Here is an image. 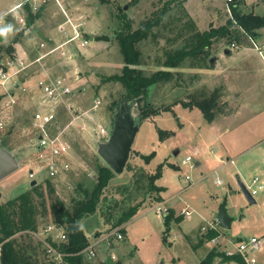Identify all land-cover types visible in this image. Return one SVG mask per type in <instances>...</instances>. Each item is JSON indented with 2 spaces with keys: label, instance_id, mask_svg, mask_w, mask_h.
Here are the masks:
<instances>
[{
  "label": "rangeland",
  "instance_id": "1",
  "mask_svg": "<svg viewBox=\"0 0 264 264\" xmlns=\"http://www.w3.org/2000/svg\"><path fill=\"white\" fill-rule=\"evenodd\" d=\"M16 1L18 2L17 5L15 4L16 7L11 8L12 13L25 20V24L19 27L12 24L10 32L0 33L2 37L0 47L3 49L0 58L4 56V52L6 53L7 45L13 44L14 38L21 30L23 34L18 37L14 45L19 48L20 44L29 59H32L38 51L43 52V49L38 47L41 41L46 40V36H41L39 32L41 29L55 27L59 19L60 5L74 10L72 12L75 14L78 8L81 28H86L88 31L83 33V38L88 39L90 35L98 43L103 40H97L98 37L106 36L108 40L110 39L106 47L104 45L96 47V53L90 46L97 45L94 41L79 49L72 46L77 60L69 64V67H66L61 60L58 61L55 57L58 54H55L44 62H42L43 58L39 62L35 61L26 69L34 72L41 70L42 66L47 67L55 77L65 74L66 68H72L74 71L77 68L82 72L79 77L74 71L69 72L67 79L76 82L77 87L74 88V94L68 102L58 106L59 129L66 126L64 136L70 144L71 171L57 180H48L43 173L35 176V184L40 185V190L44 193L47 212L37 217L38 226L32 234L24 231L12 236L20 256L27 252L36 254L33 258L38 264L39 258L45 255L35 234H40L46 225L54 222L49 210L47 181L53 184L54 195L70 206L72 198L79 194L77 184L80 183L82 188L87 187L95 180V163L105 164L98 155L97 149L98 144L106 141L108 137L100 138L97 132L99 127L110 132L123 92L118 81H105L106 76L121 73L124 65L117 42L113 41L115 30L121 24L118 14L124 12L130 19L132 28H136L153 13L162 8L166 9L163 21L156 27L157 38H148L138 44L141 64L136 68L149 75L162 68L157 66L156 56L163 49L177 47L183 41L182 38H176L175 25L179 24L177 20L184 21L187 17L180 12L178 3L182 1L186 12L190 10L187 13L191 15L192 22L199 31L224 24L230 13L227 12L226 0H8V4ZM26 2L29 3L32 13L39 11V16L33 22L34 29L25 27ZM240 8L244 11L254 9V13L262 15L264 0H244ZM7 17L11 18L9 14ZM162 23L166 25L165 28L162 27ZM67 36L70 37L65 34V39ZM247 42L243 44H250ZM217 43L224 46L230 44L222 38L215 40L210 47L209 57L221 52V60H218L221 67L234 65L240 70L246 69L243 74L237 71L238 75H243L241 78L237 77L238 86H243L242 81L259 79L257 85L260 93L253 85L248 84L242 87L244 91L236 95L237 100L233 102L231 98L233 94L227 90L231 80L223 79V74L217 68L210 69L208 58L192 65L190 62L193 60L186 59L182 67L173 70L174 77L170 82L151 90L150 101L159 109V113L141 119L125 168L120 174L114 173L106 189L107 198L109 195L112 196L114 189L117 191L120 189L123 195L119 196V199L124 197L125 203L130 205L139 203L145 193L144 186L140 187V185L147 184L146 178L140 177L141 170L150 173L161 167V175L156 181L157 185L166 187L160 193L161 197L163 196L167 204L176 212L179 213L182 207L187 206L193 210V213L189 217L179 215L180 220L172 216L166 225L167 214L157 213L155 205L158 202L155 203L150 198L151 192L146 193L142 205L125 224V235H122V239H118L117 233L120 232L116 231L114 234V230H107L109 226L102 219L103 211L99 213L98 210L97 214L86 216L81 221L90 240H98L101 234L104 235V241L97 244L98 251L94 249V256L88 258V254L83 251L87 259L93 257L91 261H87L91 262L90 264H115L117 261L120 264H199L211 248H216L218 251L222 249L218 246L213 247L207 239H203V242L206 240L205 244L198 248H193V245L199 243L200 233H203L201 227L205 223L201 221H212L224 199H226L227 213L233 217V220L229 229L219 227L218 242L224 246L227 237L236 244L241 235L246 236L242 239L255 235L261 241L260 249L250 253L249 256L253 264H264V189L253 196L255 202L251 203L237 187L240 179L247 188H254L251 183L253 167L250 165L254 162V158L264 164V63L257 56L258 51L252 52L250 58L241 59L248 56L247 54L241 57L242 49L233 50L231 55H225L222 45H215ZM63 48L66 50V47ZM217 48L219 51L216 52ZM230 48L233 47L230 45ZM262 50L264 56V47ZM248 67L253 71L256 69L260 76ZM2 95L0 92V97ZM96 96L100 98L101 104L95 111H91L92 101ZM211 97L216 100L213 108L216 114L231 113L232 103L238 107L241 101L240 106L243 107L237 119L220 117L209 121L197 107L184 105L197 100H208ZM30 98L35 101L32 91ZM177 100L180 102L175 103ZM125 105L129 107L132 116L138 115L139 106L133 102ZM166 106L167 108L163 109ZM34 109V106L30 107V100L27 98H22L19 104L11 107L0 101V144L16 157L19 166L14 173L0 181V202H5L32 187L28 171L34 151L29 147L30 114ZM160 131L168 132L169 136L160 139ZM241 150H245L247 160L237 157L243 152ZM149 154H152V157L145 162L141 156ZM187 155L192 159L190 164L181 165V159ZM220 155L223 159L226 155L233 158L236 165L223 164ZM239 167H242L240 173L237 172ZM186 175L192 182L185 178ZM262 181L264 183V174ZM127 184H129L128 189L132 190L126 192L124 185ZM128 196L133 197L132 200H129ZM101 204L102 202L100 206ZM107 239L110 247L105 244V241L108 243ZM28 246L32 249L28 248L27 251L25 247ZM214 262L230 264L220 257L215 258Z\"/></svg>",
  "mask_w": 264,
  "mask_h": 264
},
{
  "label": "trees",
  "instance_id": "2",
  "mask_svg": "<svg viewBox=\"0 0 264 264\" xmlns=\"http://www.w3.org/2000/svg\"><path fill=\"white\" fill-rule=\"evenodd\" d=\"M243 2L244 0H232L229 2L230 16L226 22L204 31H199L195 28V24L184 9L182 1L178 3L180 12L187 17V20L184 21L177 20L178 25L174 24L176 27V38H182L183 41L177 47L163 49L156 56L157 66H162V68L149 75L136 68L141 64V52L138 44L148 38H157L156 27L163 21L166 9L162 8L158 12L153 13L151 17L141 22L136 28H132L131 21L124 12L118 14L121 24L115 30L113 41L117 42L124 65L121 73L105 77V81H118L123 88L118 104L133 102L139 106L137 118L140 121L145 116L157 114L159 109L155 108L151 103V94H149L148 98H146V94L150 93L154 87L170 82L174 77L173 70L182 67L186 59L193 60L192 62L194 63L190 62L192 65L195 62L209 58L211 45L220 38L230 43H242L247 39L256 38L259 35V30L264 28V14L258 15L253 11L246 12L242 10L240 5ZM24 7L27 12L26 25H30L39 16V11L32 13L31 7L27 2ZM162 27L165 28L166 25L162 23ZM22 34L23 31H19L13 43L18 41V37ZM107 38L106 36H101L96 39L108 41ZM2 50V47H0V53ZM5 51L8 54L13 52V44H8ZM176 102L180 101L177 100ZM215 104L216 100L213 97L208 100L202 99L193 103H184L185 106L197 107L209 121L215 116V111H213ZM118 106L120 105H117V109ZM166 108L167 106L163 109ZM159 134L160 139L169 136L166 131H160ZM141 157L147 162L152 157V154L142 155ZM95 171V180L88 184L87 187L82 188L80 183L77 184L79 189L77 192L79 194L72 198L73 201L70 206L66 205L60 197L54 195L55 189L51 182L47 181L46 183L50 199L49 210L53 221L63 226L66 234V239L58 244L59 249L64 253V264H88L84 255L85 252H83L89 245V238L81 225L84 217L97 214L98 210L99 213L103 211L101 213L102 219L109 226L107 230H115L124 234L125 224L134 216L138 207L142 205L143 199L146 198L145 195L151 192L150 198L155 203L162 199L160 193L164 190V187L156 184L161 175V167L150 173H145L147 171L141 170L140 177L147 180L146 185L144 183L140 185V187L144 186L145 193H143V198L139 203L131 205L125 203L124 197L119 199V196L123 195L120 189L118 191L114 189L112 196L106 197V189L110 180L114 177V172L106 164L96 162ZM128 186L129 184L124 185L126 192L127 190H132L131 188L128 189ZM106 198L108 201H106ZM127 198L132 200L133 197L128 196ZM103 202L106 204H103ZM46 212L44 193L40 190V185L37 184L5 202H0V264H37L32 253H22L23 255L20 256L19 251L15 248L12 236L17 232L24 231L32 234L38 226L37 217L44 215ZM172 216L173 212L169 210L165 216L166 225H168V221ZM175 219L180 220L179 217H175ZM215 235L217 233L211 230L205 233L203 237L210 240ZM203 237L199 243L193 245V248H198L202 244ZM28 248L32 249L29 246L25 247L27 251L29 250ZM217 257H220L223 261H228L231 258L225 256L224 253L216 248H211L199 264H215L214 259ZM237 260L239 259L237 258ZM46 263L49 264L48 262Z\"/></svg>",
  "mask_w": 264,
  "mask_h": 264
},
{
  "label": "built area",
  "instance_id": "3",
  "mask_svg": "<svg viewBox=\"0 0 264 264\" xmlns=\"http://www.w3.org/2000/svg\"><path fill=\"white\" fill-rule=\"evenodd\" d=\"M226 1L229 3L232 0ZM227 12L230 13L229 5L227 6ZM8 14L11 18L7 17ZM12 24L19 27L25 24V20L14 15L12 10L4 13L3 16H0V26L9 27L12 26ZM74 32V35L68 37L65 42L59 45H54L48 48L45 43L41 42L39 46L46 50L34 59H24L17 54H11L10 56H7L5 61H0V86L2 87V92L8 94V100L4 102L6 106L11 107L15 104L13 95H10V89H14V87L19 85L18 81L21 76L19 74L24 72L32 63L35 61L39 62V60L46 55L61 49L63 45L72 42L73 40L79 41L78 43L80 46H85L88 43V39L82 38L80 32L75 27ZM231 47L236 48L233 43L231 44ZM61 52L65 54L63 49ZM36 87L39 93H37L35 97V109L30 114L29 139V147L34 151L33 156L29 161L30 166L28 174L31 180H35V176L37 174L42 175V173L45 174L44 176L48 180H57L58 178L66 176V174L71 171L70 169L72 166L70 144L64 136L66 126L59 129L58 125L60 123L58 118V106L68 102L69 97L74 94L75 87L66 80L49 75L48 73H45L44 77L37 82ZM20 90L21 92H25L27 91V87L22 86L20 87ZM100 104V98L95 97L92 101L90 110L95 111ZM66 125L68 126V124ZM109 133L110 132L106 131L103 127H99L97 132L100 138L108 137ZM190 160L191 157L187 155L182 160V163L189 162ZM185 178L188 180L190 179L188 175H186ZM258 182L259 178L254 176L251 183L255 185V187L248 188L252 196L262 188V185ZM155 211L159 214H168L169 208L161 203H157L155 205ZM192 213L193 210L189 208H184L180 212L182 216L186 217H189ZM204 223L205 225L201 227L203 234L208 233L211 230L217 233V235L209 240L211 245L213 247H222L219 251L224 253L225 256L231 257L230 260L226 262H229L230 264H253L249 254L258 251L261 244V241L256 236L239 239L236 244L226 237V242L223 246L218 242L220 226L217 217L215 216L212 221H205ZM35 235L42 245L47 262L49 264H64V253L58 247V244L66 239L63 226L51 222L42 229L40 234ZM117 238L122 239V234L117 233ZM227 244H230V246ZM85 252L88 254V258L94 256V250L91 247H87ZM237 258L239 260H237Z\"/></svg>",
  "mask_w": 264,
  "mask_h": 264
},
{
  "label": "crops",
  "instance_id": "4",
  "mask_svg": "<svg viewBox=\"0 0 264 264\" xmlns=\"http://www.w3.org/2000/svg\"><path fill=\"white\" fill-rule=\"evenodd\" d=\"M17 3L18 2L16 1V2H14L12 4H10V3L8 4V0H0V14L9 12L11 10V8H14V6L16 7ZM256 6H258V5H256ZM72 11H74V10H71L70 8L68 9V8L60 5L59 6V10H58L59 19L57 20L55 27H51V28L49 27V29L48 28H45V29H41L40 30V32H39L40 35L41 36L42 35H45L46 36V40H43L41 42L45 43L48 48L49 47H52L54 45L62 44L63 42H65L68 39L67 38L68 36L65 39L64 35L65 34H68L70 36L73 35L74 34V27L77 28V30L80 32V34L82 35L81 36L82 38L84 37L83 33L88 32L86 30V28H81V24L82 23L81 22L79 23V19H78V16H79L78 8H76V11H75L76 14L74 12H72ZM250 11H253L254 12L255 10L252 9ZM187 12H190V10L188 9ZM246 12H249V11H246ZM189 14H191V13H189ZM224 14L226 15L227 13H224ZM189 16L191 17V15H189ZM193 21L195 22L194 19H193ZM34 24L31 23L30 25H25V27L28 26V28L30 27L31 29H34ZM4 28H6V26H0V30H2ZM1 39H2V37H0V40ZM248 40H249L248 42L246 40L244 42H247V43H250V44H243V42L242 43L233 42V44H235V46H236V48H234V49L233 48H230V45L232 44V42L230 44H228V45H225V46L222 45V44H220V43L219 44L217 43L215 45H222V48L224 49V52H225L224 54L225 55H231V53H232L233 50L239 51L240 49H242L243 50V53H242L243 56H241V57H244L247 54H248V56H246L244 58H241V59L250 58L252 56V55H250L252 52L258 51L257 56H259V58L264 63V56H263V50H262V48L264 47V28H262V29L259 30V35L256 38H254V39H248ZM91 41H94V40H93L92 36L89 35L88 43L86 45L90 44ZM78 42L79 41H76L75 40V41H72V42H69V43L63 45V47H66V50L62 47L61 49H59V50H57V51H55V52H53V53H51L49 55H46L42 59L43 60L42 62H44L49 57H52L55 54H58V56H55L57 58V60L58 61L61 60L64 64H66V67H69V64H71V63H73L74 61L77 60L76 57H75V55L73 54L74 52L72 50V46L77 47L79 49L81 46L79 45ZM103 42H105V43H103ZM108 42H110V40H108V41L107 40H102V41H100V43L94 41V43H96L97 45L94 44V45H90V46H91L92 49H94V51L96 53V50H97L96 47L103 46V45L106 47L107 46L106 44ZM13 45H14V43H13ZM13 48H15L14 51L12 52L13 54H16L17 53L18 56H20V57H22L24 59L25 58L27 59L28 54H27L26 51H24L22 49V47L20 46V44H19V48L16 45H14ZM38 48L40 49L41 47L39 46ZM41 49H43V52L42 51L41 52L38 51V53L35 55L36 57L38 56V54L40 55V54L44 53L45 50H46L45 48H41ZM62 49L65 51V54H63L61 52ZM227 50H228V52H226ZM215 51L216 52L219 51L218 48ZM3 55L4 56H2V58H0V61H5V59L7 58V56H10V53L8 54V53H5L4 52ZM35 56H33L32 59H34ZM221 56H222V53L221 52L218 53L217 55L216 54H213V55H211L208 58V62L211 65L210 66V69H216L217 68L223 74L222 75V76H224L223 79L225 78L226 80H231V82L229 83V87L227 86V84H226V86H227L228 92H231L233 94L231 96V98L233 99V102L237 100V96L236 95H239L242 91H244V88H242V87L243 86H247L248 84L249 85H253L255 87L256 91L258 93H260L259 86L257 85V82H259L258 81L259 79H256V81H253V80H245V81H242L241 84L243 86H240L239 87L238 84H237V81H236L237 80V77H240L241 78V76H243L242 75L243 72L246 71V69L240 70V69L236 68L234 65L233 66L227 65L226 67H221L220 66V63H218V60H221ZM211 57H214L215 58V60L212 61V62H210ZM40 63H41V61H40ZM245 66L247 67V65H245ZM40 69L41 70L34 71L35 73L33 71H30V69L24 71V73L20 76V79L18 81L19 85H17L16 87H14V89H10V95H13V97L15 99V104L14 105L19 104V102H20V100L22 98H27L28 100H30V107L35 105V101L31 100V98H30V92L32 91L34 93V96L36 97L37 93H39L38 89L36 90V83L41 78L44 77L45 73H48L49 75H52L51 72L47 69V67H43L42 66ZM75 69L76 70L74 71V70H72V68L71 69H67L66 68V70H65L66 73L65 74L63 73V75H60V76H57V77H60V78H62L64 80H66L73 87H77L76 82H73V80L67 79L68 78L67 75L69 74L70 71L71 72L74 71V73L77 74L78 77L81 75L82 72H80V70L77 69V68H75ZM248 69H250V68L248 67ZM221 70H223V71H221ZM237 71L242 72V74L238 75ZM251 71H253V69ZM253 72L255 74H258L259 75V73L256 71V69ZM22 86H26L27 87V91L21 92L20 87H22ZM0 92H1V94H3L2 97H0V101L4 103L6 100H8V94L3 93L2 90H0ZM70 97H69V99H70ZM96 97H98V96H96ZM176 103H178V102H176ZM240 103H241V101H240ZM240 103H239V106L238 107H235L233 105V103H232L233 111L231 113H227V114H224V113H222V114H216L217 113L216 112L214 118L224 117V118L237 119V115L241 113V108L243 107V106H240ZM193 107H195V106H193ZM241 151H243V152H241L240 154H238L237 157L240 158V159L242 158V160H245V159L247 160V157L244 154V151L245 150H241ZM220 158H221V162L223 164L230 163L232 165H236L235 160L233 158H229V156H227V155L224 156L225 159H223V156H221V155H220ZM183 159H181V161H180V164L181 165L190 164L189 162L192 160L191 159L189 162L182 163V160ZM253 161L254 162L250 165V166L253 167V169L251 170L252 171V175H253L252 178L254 176H257L259 178V182L258 183L262 185V188L259 189L258 191H261V190L264 189V183L262 181V175L264 174V164L257 162L255 160V158L253 159ZM241 171H242V167L237 168V172L238 173H240ZM238 180H240V179H238ZM188 181L190 182L191 179H189ZM251 182H252V180H251ZM164 188H166V187L164 186ZM238 189H239V187H238ZM253 199H254V197H253ZM254 202H255V199H254ZM158 203H161V204L165 205L166 207H168L169 210L173 212V217H179V215H181L180 214L181 210L184 209V208H187V206L182 207L179 210V213H178V211L176 212V210L172 206H170V205L167 204V200L164 199L163 196H162V199L160 201H158ZM204 222L205 221H201V223H204ZM113 232L115 234L116 231L114 230ZM203 235H204L203 233H200V239L203 237ZM241 236L239 237V239H242V238H245L246 237L245 235H241ZM251 236H255V235H251ZM88 238H89V245H88V247H91V248H93V250L96 249V251H98L97 250V248H98L97 244H100V243H102L104 241V235L101 234V236L98 238V240L97 239L96 240L95 239L94 240H90V237H88ZM200 239H199V241H200ZM203 239H205V238L203 237ZM205 241L201 245L205 244ZM107 242H108V239H107ZM105 244H106V246H109L110 247L109 242L106 243V241H105ZM32 255H33L34 258L36 257V254H33L32 253ZM85 258H86V261H88V260L91 261L93 257L91 259H87V257H85ZM100 259L102 260V258H100ZM46 262H47L46 257H42V258L40 257L39 260H38V264H46ZM102 262H103V260H102ZM90 263L91 262H88V264H90Z\"/></svg>",
  "mask_w": 264,
  "mask_h": 264
},
{
  "label": "water",
  "instance_id": "5",
  "mask_svg": "<svg viewBox=\"0 0 264 264\" xmlns=\"http://www.w3.org/2000/svg\"><path fill=\"white\" fill-rule=\"evenodd\" d=\"M214 60L215 58L211 57L210 62ZM149 94H146V98L149 97ZM125 104H120L118 107L108 138L106 141L100 142L97 149L98 155L103 159L105 164L117 174L122 173L125 168L135 134L140 125L137 115L132 116L129 107ZM176 153L177 151L174 152V154ZM18 167L16 157L0 144V181L14 173ZM35 183L36 181L33 179L30 182V186H33ZM238 187L248 202H254L249 190L240 180H238ZM216 217L219 226L225 229L231 227L233 217L227 213L226 199L220 204ZM115 264H120V262L117 261Z\"/></svg>",
  "mask_w": 264,
  "mask_h": 264
},
{
  "label": "clouds",
  "instance_id": "6",
  "mask_svg": "<svg viewBox=\"0 0 264 264\" xmlns=\"http://www.w3.org/2000/svg\"><path fill=\"white\" fill-rule=\"evenodd\" d=\"M10 31H11V26L6 27V28L0 30V33H8V32H10Z\"/></svg>",
  "mask_w": 264,
  "mask_h": 264
}]
</instances>
